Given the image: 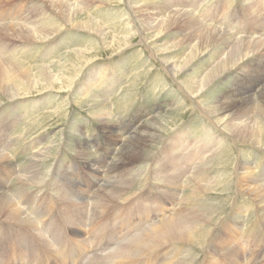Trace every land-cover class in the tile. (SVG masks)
<instances>
[{"label":"rangeland","instance_id":"obj_1","mask_svg":"<svg viewBox=\"0 0 264 264\" xmlns=\"http://www.w3.org/2000/svg\"><path fill=\"white\" fill-rule=\"evenodd\" d=\"M81 1H66L71 8L74 7L73 9L76 8L75 10L84 12H80L82 15L79 14L78 19L75 17L74 21L90 17L99 23L97 25H101L100 28L102 27L106 33H109L110 41L115 38H129V45L121 46L123 48L114 43L107 47L103 46L98 31L94 33L93 29L79 30L76 25L64 21L58 10L51 8L45 0H0V30L11 26L30 29L44 26V28H51L53 31L47 34L51 35L50 39L41 42H27L17 38L10 30H7L10 35L0 32V51L3 50V53L0 52V57L4 60V63L1 62L4 65L9 64L10 68L11 66L16 68L18 65L17 70L40 66L53 67L55 64L65 63L64 56L66 54L71 53L69 57L73 58L76 51H83L89 56V59H92L91 63L70 70V77H75L70 89L66 88L61 91L60 85L54 83L56 84V86L52 85L55 87L54 91L40 93L41 88H45L46 85H40L37 84L38 81H34V85L31 86L32 91L29 93L32 95L9 101L7 97L10 93L16 92L15 89H8L11 91L9 92L0 87V151L8 152V163L0 166V186L4 188L5 193L7 191L8 197L12 198L20 209L25 205L24 202L28 201L30 207L27 209L28 213L26 211L25 214L27 216L33 214V220L39 223L35 224V228L23 231L14 225L7 226L4 219H0V264H100L104 262L107 253L113 250L117 244L115 242L109 246L105 242L109 235L118 242V238L121 237L119 232L123 229L121 223H125L124 218L127 216L126 211H130V214L135 216L131 223L144 219L145 216L136 214L134 211L142 203L139 191L144 186L154 183V179H158L161 171L154 170V158L157 159L162 155L160 153L168 143H171L168 142L171 139L173 143L181 141L182 144L184 142L183 150L186 147V142L187 146L210 145L211 154L206 155L212 159H210L209 165H212L215 168L214 173L218 174L217 184L218 180L222 178V173L226 174L225 180L222 181L226 187L218 188L216 185L218 189L207 193L199 203L198 210L206 218L215 219L212 221L214 226L209 225L207 229L205 228L208 232H205L204 238L207 237V240L205 238L206 241L203 242L202 247L192 248L186 243L184 245L176 244L161 249L160 252L150 253V258L146 256L140 260L139 264H170V262L172 264L174 260L176 264L179 261L189 264H233L231 262L233 259H236L234 264H264V205L246 188L237 186L235 175L236 166L244 163L253 170L254 180L250 181V185L264 187V146L258 147L255 144L237 141L229 135L221 123H217L219 121L215 117L213 121L217 125L209 120L201 109V107H205V110H208L209 106L217 105L218 99H222L230 91H238L240 88V92H242L241 90H244L247 84L242 79L255 70H259V75H264V71H262L264 63L262 64V59H259L263 53L256 54L257 57L253 55L250 56L251 58H246L240 68L233 69L232 73H226L227 75L218 78L208 86L203 94L196 99L198 102L201 101L199 108L190 97L191 93L185 82L203 78L211 65L214 66L222 58L218 59V55L209 53L200 57L179 76L169 74L164 69L163 62L183 60L188 55L189 46L187 44L189 43L185 40V50L171 51L167 55L159 54L158 49L155 48L156 45L174 46L183 41L184 35L191 31L183 23H176L169 28L168 20L162 21L163 27L154 35H149L150 31L143 29V24H147L151 15L148 13L157 12L165 17L164 15L168 14L169 10L174 9L170 6L177 5L184 9L188 8L193 18L195 16L200 20L196 18L193 19L194 21L228 33V38L231 41L236 39L256 40L261 36L264 38V30L262 32L260 29V33L254 34L249 32L245 23L246 16L258 17L257 23L261 27L264 24V12L260 10V7L264 8V4H262L264 1L260 2L262 5L255 0ZM72 2L73 4H71ZM91 3L94 4L90 5ZM165 3L167 4L165 5ZM251 3H254V6L249 9L248 6ZM143 5L148 6L149 12L143 13ZM227 9L228 13H225L224 10ZM253 12H255L254 15H252ZM192 29L195 30L196 27ZM244 30L246 32L242 33ZM218 47L222 48L220 45ZM9 61L15 64L10 65ZM259 62L260 65H258ZM24 86L26 89L30 88L28 85ZM252 105L256 106L257 104L253 103ZM241 107L239 105L237 108L239 113H241ZM167 114L170 116L168 118L174 120L176 118L178 128L170 131V134L167 132L168 134L161 136L162 138L159 136L160 139L155 143L154 160L134 161L127 167L131 168L133 173L140 171L141 173L138 174L144 178L148 176L149 180L143 178L142 185L135 187L136 192L133 190L127 199L121 200L122 205L115 204L109 207L110 209L108 208L112 216L117 212L119 219L111 216L110 219L106 217L98 223V220L94 219L96 214L100 215L97 213L99 211L97 209L98 198H95V193L100 191L102 186L96 184L93 169L98 168L101 171L98 175L102 176L103 181H106L109 169L116 163L115 160L122 150L118 143L129 141L133 136L141 133L144 130L143 126L150 121L157 117L167 118ZM174 134L176 136L169 140V137ZM36 155H39L40 161H36L38 159ZM85 155L90 158L88 161L81 160ZM206 156L205 159H207ZM34 159L35 161H33ZM200 165L204 166L205 164ZM144 169L147 170V173H144ZM29 170L32 171V174L33 170H37L41 174V183L24 184L25 175L32 176ZM255 180H257L256 183ZM185 188L188 190L184 189L182 193H179L180 195L177 196L179 199L176 202L179 200L183 202L190 194L188 186ZM77 194L81 196L78 197ZM149 202L154 205L153 207L158 203L157 201ZM185 204L187 205L188 202L181 203L175 208H186ZM164 206L165 213L171 212L174 203L167 201ZM51 207L54 210L49 212L48 208L51 209ZM70 212L74 215L79 214L86 220L83 232L71 228L66 223L64 216ZM44 214L47 215L45 219L42 218ZM122 214L124 217H120ZM154 217L156 214L152 216V218ZM115 228L117 229L115 230ZM20 230L22 231L20 232Z\"/></svg>","mask_w":264,"mask_h":264},{"label":"bare ground","instance_id":"obj_2","mask_svg":"<svg viewBox=\"0 0 264 264\" xmlns=\"http://www.w3.org/2000/svg\"><path fill=\"white\" fill-rule=\"evenodd\" d=\"M45 1L49 4V6L51 8L58 10L60 15L64 19V21L70 22L73 25H76L79 28V30L80 29L81 30H83V29H89V30L91 29L92 30L93 29L94 33H95V31H98L100 33L99 35L101 36L102 42L104 44L103 46L107 47V46H110L111 44L114 43V44H117L120 48H123V47H126L129 45V43H130L129 38H127V39L126 38H124V39L115 38L114 40L110 41L111 36H109V33H106L102 27L100 28L101 25L100 26L97 25L99 23L98 22L96 23L90 17H86L85 19L80 20V21H77V20L74 21L75 17L78 19L79 14L82 15V13H84V12L75 10L76 8L73 9L74 7L71 8L69 6V4L66 3L67 0L66 1L65 0H45ZM256 1H257V3L258 2L262 3V1H264V0H255V2ZM69 2H71V1H69ZM81 2H80V5L82 4ZM254 3H251L248 6L249 9L253 8L252 6H254ZM71 4H73V2ZM92 4H94V3H91L90 5H92ZM166 4L167 3H165V5ZM262 4H264V3H262ZM36 5H37V3H36ZM170 7H174V9L169 10L168 14H165L164 15L165 17H163V16H161L162 15L161 13H157V12L156 13L154 12V14L148 13L149 12L148 6L147 5L142 6L143 13L148 11L147 13L149 15L151 14L147 20L148 21L147 24L146 25L143 24V29L145 28L146 31L147 30L150 31L149 35H152V34L154 35V33L156 34L157 31H159V29H161L163 27L162 21L165 22V20L169 21V23H168L169 28H171L176 23H181V24L183 23V25L187 26V28L191 31L187 35L186 34L184 35L183 41L176 43L174 46L173 45L168 46V45H164V44L158 46V44L154 42L155 44H157L155 48L158 49L159 54H161V55H167L171 51L184 49L185 42L187 41V43H189V44L186 43L189 46L188 52H187L188 55H186L183 60L182 59L176 60V61L175 60H167V61L163 62L164 69L169 74L179 76L180 74L184 73L200 57L205 56L206 54L208 55L209 53H215L216 55L219 56L218 59L222 58L221 61H219V62L217 61V63L214 64V66L211 65V68L209 67L210 69L208 70L207 73L204 74L203 78H201L199 80H188L185 82L186 87L188 88V91H190V93H191L190 97L192 98V100H194L196 102V105H198L199 108H200L199 102H201V101L198 102L196 99L199 98V96L201 94H203L204 90H206V88L208 86H210L218 78H220L222 76L224 77L225 75H227L226 73L231 72L235 68H237V69H238V67L240 68V66L245 61L246 58H249L250 56H253V55L255 56L258 53H263L261 56H259V59H262V64L264 63V38H262V36L256 40H250V41H245L244 39H241V40L236 39L235 41H231L230 38H228V36H229L228 33L224 32L222 30H219L217 28H212L208 25L201 24L198 21H194L193 19H196L197 17L195 18V16H194V18H193V15L190 14L188 8L184 9V7H180L177 5L170 6ZM135 10H138V8L137 9L135 8ZM142 10H139V12H142ZM150 10H152V9H150ZM260 10H262L264 12V8H262V6L260 7ZM218 11H220V10H218ZM224 11H225V13H228V9L224 10ZM80 12H82V13H80ZM254 14H255V12L252 13V15H254ZM257 18L258 17H250V16L247 17L246 16V22H245L247 25L246 28L249 30V32H251L253 34L254 33H260L261 31L263 32V30H264L263 29L264 24H262L263 27L262 26L259 27L260 25H258V23H257L258 22ZM259 18H260V16H259ZM197 20H199V19L197 18ZM256 23H257V25H256ZM193 27H196V29L193 30L192 29ZM97 28H98V30H96ZM231 28H233V27H231ZM247 29H246V31H247ZM260 29H261V31H260ZM7 30L12 31L14 33L13 35H15L17 38L24 39L27 42L46 41V40L50 39V36H51V35L49 36L47 34H50L51 32H53V31H51V28H44V26L39 27V28L36 27L35 29L25 28V27H21V26H11V27H6L4 29H1L0 32H3L4 34L6 33V34L10 35ZM146 31H144V32H146ZM246 31L244 30L242 33H245ZM91 32H93V31H91ZM140 32H142V31H140ZM216 45H218V46L220 45V46H222V48H220L218 46L216 48ZM121 46H123V47H121ZM128 48H130V47H128ZM23 49L25 50L26 48H23ZM150 50H153V49H150ZM2 51H0V52H2ZM9 52L11 53V51H9ZM70 55H71V53L66 54L64 56V58H66L65 63L55 64L53 67L40 66V67H33V68H28V69L26 68L27 70L26 69L21 70L20 68H19L20 70H17L16 68L18 67V65L16 66V68H15V66L14 67L11 66V68H10L9 64H5V65L3 64L4 60L2 59V57H0V87H2V89H5V90H8V89L11 90L12 88L15 89L16 92L10 93V95L7 97V98H9V101L14 100V99L19 98V97H22V96L32 95L29 93H31V91H32L31 86H32V84L34 85V81H38L37 84H40V85L45 84L46 85L45 88H41L40 93H43L46 91H51V90L54 91L55 87L52 86V85L56 86V84H54V83H58V85H60L61 91L63 89H66V88L70 89V88H72V85L75 81L74 80L75 77L74 78L72 76L70 77V74H71L70 70L74 69V68L75 69L81 68L84 65H87V64L92 62V59H89V56H87L86 53L83 51H76L74 54L75 56L73 58L72 57L70 58L69 57ZM170 56H171V54H170ZM223 56H225V57L223 58ZM256 57H257V55H256ZM88 59H89V61H88ZM10 60H11V58H10ZM1 62H3V63H1ZM9 63H10V65L15 64V63H11L10 61H9ZM79 64H81V65L79 66ZM6 65H8L9 67ZM258 65H260V62ZM25 67H23V68H25ZM237 69H235V70H237ZM30 70H33L34 72H32ZM242 70H244V69L242 68ZM258 71L259 70H255V72L248 74L247 77L242 79L243 81H245L247 83L246 86L244 87V90H241L242 92H240V88L238 89V91H230L228 93V95L223 96V98L221 97L222 99H218L219 101H217V105L209 106L208 110H205V107L204 108L201 107V109H202V112L204 114H206V116L209 118V120H211L215 125H217L215 123V121H213V118L215 117L217 119V121H219L217 123H221L226 128V131H228L229 135L234 137L237 141L241 140L242 142L255 144V145H258V147L259 146L263 147L264 146V75H261V74L259 75ZM262 71H264V70H262ZM202 75H203V73H202ZM54 77H55V79H54ZM34 79H36V80H34ZM250 79H252V80H250ZM24 85H28L30 88L26 89V87ZM239 86H240V84H239ZM9 92H11V91H9ZM3 93H4V91H3ZM253 94H255L254 97H253ZM202 102H203V99H202ZM253 103H254V105L255 104H257V105L253 106L252 105ZM239 105H240V107L242 106L241 107L242 110L240 111L241 113H239V110L237 109ZM92 106H94V105H92ZM163 109H165V108L163 107ZM179 111H180V109H179ZM179 111H178V113H179ZM48 117H50V116H48ZM168 117H170V116L167 114V118L157 117V118L153 119L147 125L143 126L144 130L142 132L140 131L141 133H138L136 136H133L129 141H124V142L120 141V143H118V145H121L122 150H121L120 154L118 155L117 159L115 160L116 163L113 164L111 166V168L109 169L108 176H107L108 179L106 181H103L102 176L98 175L101 172L98 168L93 169L95 171L94 179L96 180L95 181L96 184L97 185L101 184V186H102L100 191L95 193L96 194L95 198L96 197L98 198L97 199L98 200L97 209H99V211L97 213H99L100 215L96 214L94 219L96 221L98 220L97 221L98 223L101 222L102 219H104V218L106 219V217H107V219L108 218L110 219V217L112 215H111V213H109V211H110L109 207H111L112 205H115V204H121L120 203V202H122L121 200L127 199L130 196L129 193L133 192V190H135V187H137L140 184L142 185L144 176L142 177L141 174H138V173H141L140 171L138 173H136V171L133 173L131 168H127L130 163H132L134 161H142V160H150L151 161V160L155 159L154 160V170L157 169V170L161 171V174L158 176V179H154V183L151 182L152 183L151 185L148 184V185L144 186L143 189H141V191H139V194H141L140 196H141L142 203L135 209H134V207H132V209H134V211H136L135 212L136 214L142 215L143 217L145 216L144 219L142 218L143 220H139L138 222L131 223L132 219L135 216H133L132 213L130 214V211H126L127 216H125V218H124L125 223L124 224L121 223V225L123 226V229L121 228L122 230H120V232H119L121 237L118 238V242H117V240H115L114 238H111L109 235L108 239L106 240L107 242H105V244L109 245V246L112 245V243L115 244V242L117 244H115L116 246H114L113 250H111L110 252L107 253L106 257L104 256L106 259H104V262H101L100 264H139L140 260L144 259L146 256L149 257L150 253H152V252H156V251L160 252L161 249H165V248H168L170 246L172 247V246H175L176 244H180V243L183 245L186 243V244H189L192 248L193 247L195 248V247H199V246L203 245V242H205L207 240V237H205L206 240L204 238L205 232L206 233L208 232L205 230V228L207 229V227L209 225H213L212 221H215V219L208 218V217L206 218L205 215L198 210L199 203L207 193L216 191L219 187H226L222 182L225 180L226 174L222 173V178L218 180V184H217V175L218 174L214 173L213 170L215 168H213L212 165H209L212 159L208 158L206 156L207 154L210 153V148H209L210 145L208 146V144H207L206 146H203V147L195 146V145L194 146H192V145L187 146L188 143L186 142V147L183 150V147L185 146L184 142H182V144H181V141H179L178 143L177 142L173 143L172 139L170 140V138H174V136H176V134H174L172 137H169L170 141H168V142H171V143H168L166 145V148H164L162 150V152L160 153L162 155H160V157L156 159V157L154 156V152L156 149L155 143L160 139L161 136H163V135L165 136L170 131L174 130L178 125V121L176 120L175 117H174L175 120L168 118ZM180 118H178V120ZM97 120H98V118H97ZM101 124H103V123H101ZM221 129H222V127H221ZM112 137H114V136H112ZM223 137H225V136H223ZM199 145H201V144H199ZM115 146H116V144H115ZM262 147H261V149H262ZM80 149H81V147H80ZM87 149H88V147H87ZM189 149H191V151L187 152V150H189ZM47 152H48V149H47ZM76 153H77V151H76ZM32 154H35V153H32ZM39 155H36L38 157V159L36 161H38L40 159ZM48 156H50V155H48ZM85 156L81 158L82 161H88V159H90L89 157L87 158V156L86 157ZM205 156L207 157V159H205ZM153 157H155V158L153 159ZM7 158H8V152L0 151V166L1 165L3 166L4 163L7 162V160H8ZM31 158H33V157H31ZM33 161H35V159ZM90 162L91 161L89 160V163ZM32 164H31V166H32ZM143 164L145 165V163H143ZM200 164H205V165L202 166ZM5 167H7V166H5ZM236 167L237 168L235 169V175H236L237 186L241 187V188H246L250 192V194L257 196L258 199L260 201H262V204L264 205V187L263 186L253 187L250 185V181L254 180L253 176H252L253 170L250 169V166L244 165V163H243V165L236 166ZM30 172L32 174V171H30ZM144 173H147V170H145ZM149 173H151V172H149ZM19 175L20 174H18V176ZM151 175H152V173H151ZM25 176H26V179L24 180V184H26V185H34V184H38L40 182L41 174L37 170L36 171L33 170L32 176H30V175H25ZM147 177H145L146 180H149ZM149 178H151V177H149ZM258 178H260V177H258ZM59 179H60V177L58 178V180ZM256 181L257 180H255L254 182L256 183ZM155 182H156V184H155ZM7 184H8V182H7ZM62 184L64 185V183H62ZM40 185H42V184H40ZM67 185H68V183H67ZM216 185H218V188ZM186 186H188V188L190 189V194L187 197L185 196L186 200H184L183 202H181L180 200L178 202H176L177 199H179L177 197L180 195L179 193H182V191H184V189L185 190L187 189V188H185ZM3 189L4 188H2L0 186V191ZM41 190H42V187H41ZM53 191H54V189H53ZM137 191H138V189H137ZM135 192H136V190H135ZM54 196H55V194H54ZM76 196L80 197L81 195L79 196L77 194ZM60 197H62V196H60ZM22 198H24V197H22ZM65 199H63V200H65ZM13 201L14 200L12 198L8 197L7 191L5 193V190H3V192L0 193V219H4V223L6 225L8 224L7 226L14 225V226L18 227L19 229H23V231L25 229L28 230V229L35 228V224L38 225L39 223H36L37 221L33 220L34 219L33 218L34 216L32 217L33 214L32 215L28 214L29 216H27L25 214L27 209H29V207H30V205L28 204L29 202L28 201H27L28 203L24 202L25 205L23 207H21V209H20L19 207H17L15 205V203ZM128 201H129V199H128ZM128 201H126V202H128ZM149 201H157L158 202L157 206L153 207L154 205H151ZM167 201L173 202L174 207H173L171 212L165 213L164 203ZM66 202H69V201H66ZM72 202H74V201L72 200ZM184 202L185 203L188 202V204H189V205L185 204L187 206L186 208H181V209H179L178 207H177L178 209L175 208L176 206H178ZM159 203H162V204L158 205ZM222 203H223V201H222ZM61 204H62V201H61ZM79 204H81V203H79ZM218 206H219V204H218ZM62 207H64V206H62ZM48 209H49V212L50 211L52 212V210H54V208H52V207H51V209L50 208H48ZM223 212H225V211H223ZM27 213H28V211H27ZM162 213H164V214H162ZM154 214H156V217L152 218V216ZM223 214H225V213H223ZM39 216H41V215L39 214ZM46 216L47 215L44 214L42 218L45 219ZM64 217L66 218L65 219L66 223L71 228L83 232V230H84L83 227L86 226V220H84V218L81 215H79V214L74 215L70 212V213H66ZM113 217L119 219L118 213L117 212L114 213L112 218ZM120 217H124V214H122ZM121 219H123V218H121ZM116 222H117V220H116ZM132 224H134V225H132ZM116 229L117 228H115V230ZM211 230H213V229H211ZM21 231L22 230H20V232ZM106 249H107V247H106ZM214 255H217V254H214ZM195 257H197V256H195ZM182 259H185V258H182ZM231 262L234 264L236 262V259L231 260ZM173 263H175V260L172 262V264ZM177 263L178 264H189L188 262H181V261H179ZM170 264H171V262H170Z\"/></svg>","mask_w":264,"mask_h":264}]
</instances>
